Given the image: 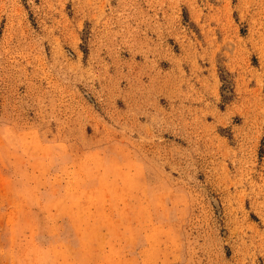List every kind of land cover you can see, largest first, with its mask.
<instances>
[{
  "label": "rangeland",
  "instance_id": "374dc122",
  "mask_svg": "<svg viewBox=\"0 0 264 264\" xmlns=\"http://www.w3.org/2000/svg\"><path fill=\"white\" fill-rule=\"evenodd\" d=\"M0 264H264V0H0Z\"/></svg>",
  "mask_w": 264,
  "mask_h": 264
}]
</instances>
